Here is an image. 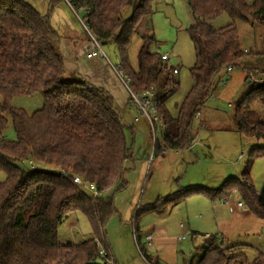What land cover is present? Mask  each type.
I'll return each instance as SVG.
<instances>
[{
	"label": "trees",
	"instance_id": "trees-1",
	"mask_svg": "<svg viewBox=\"0 0 264 264\" xmlns=\"http://www.w3.org/2000/svg\"><path fill=\"white\" fill-rule=\"evenodd\" d=\"M66 1L86 23L89 40L93 35L102 46L117 47L118 63L131 79L134 91L143 93L155 88L162 121L156 148L163 150L194 145L197 132L193 123L213 95L215 78L222 71L240 66L246 56L235 22L257 21L264 25V0H187L194 22L186 30L196 62L190 68L193 85L179 105L178 115L173 116L166 101L179 90V66L164 60V51L152 49V45L157 46L153 31L156 0ZM128 7L131 12L127 17L124 12ZM224 13L232 22L214 28L210 21ZM61 39L50 17L29 2L0 0V171L6 176L0 182V264H93L96 259L115 263L106 225L118 210L114 196L105 192L118 180L122 182L117 189L127 185L125 162L133 158L135 141L129 144L126 130L133 127L125 124L122 111L107 89L91 83L78 69L68 68ZM135 39L140 42L136 65L130 60ZM37 92L44 98L38 111L29 114L11 105L13 96ZM258 103L262 110L255 108ZM235 107L237 130L263 143L249 150V161L240 177L232 175L219 187L182 188L135 209L131 224L135 223L139 251L150 264L162 263L141 246L139 218L151 212L162 214L171 203L182 205L189 195L200 193L213 201L237 191L243 206L264 220V199L255 190L250 169L253 159L264 156V83L255 84ZM7 115L12 118L14 140L4 136ZM76 175L86 183L93 182L102 196L95 197L83 189L74 181ZM75 212L87 217L93 235L82 242H62L58 227ZM225 242L226 238L217 234L206 236L201 252L192 255L187 264H209L211 259L207 262V258L215 252L217 258L211 264H264V250L252 260L244 253L233 256V260L225 258V251L241 247H226ZM218 248L223 250L218 252Z\"/></svg>",
	"mask_w": 264,
	"mask_h": 264
},
{
	"label": "rangeland",
	"instance_id": "rangeland-1",
	"mask_svg": "<svg viewBox=\"0 0 264 264\" xmlns=\"http://www.w3.org/2000/svg\"><path fill=\"white\" fill-rule=\"evenodd\" d=\"M25 1L29 2L34 8L36 7L42 15L50 17L51 25L62 34L61 46L64 48L65 45H68L70 48L67 51V53L69 52L67 55L68 66L72 65L73 68L78 69L70 61L71 56L73 53L76 54L78 52V45L81 42L88 43V48L91 40H89L90 34L86 33L87 31L85 32V27L81 22L82 18L79 14H75L74 7L66 0H54V2L52 0ZM153 7V31L157 46L152 45V49L160 52L166 51L170 57V64L175 67L179 66V90L166 101V108L173 116H177L179 105L193 85L190 68L196 62L195 50L186 29L193 24L194 16L191 14L187 0H156L153 2ZM130 12L131 7H128L124 15L128 17ZM231 22V18L226 13L210 21L214 28L224 27ZM67 24L68 27L65 28ZM235 25L238 28L240 42L246 51V56L242 59L240 66L232 70L222 71L215 78L213 95L202 107L201 119L196 118L193 123L194 130L197 132L193 145L196 147L193 153L201 159L195 162L197 159L195 158L194 162L197 164L189 166V174L186 178L181 179L180 188L174 179H171V174L174 172L171 169L175 165L174 161H176L175 159L178 155L169 150H166L165 155L164 153L160 154L155 149L156 152L155 150L152 152L151 158H148L149 161L147 160V163L143 166L141 159L146 157V151L149 150V147L151 150L153 146L150 125H144L141 121L135 122L133 118L136 110L130 106L126 107L125 110L123 108L120 109L124 111L123 119L125 124L131 127L135 126L133 128L134 137L131 128L126 130V136L129 144L135 141L136 150L139 151V156L141 157L134 155V159L125 162L124 180L127 181V185L124 189H117L122 182L118 180L110 190L105 192L108 196H114L118 210L116 214L109 218L106 225V235L115 258V263L112 262V264H147L140 260V253L137 250L131 226L124 223L128 221L126 215L129 210H132L131 207L136 209L135 207L138 204L145 205L144 203L147 201L151 182L155 175H159V180L164 187L163 191L164 193L167 192V195L173 193L177 188L182 190V188H190L191 186L219 187L221 183L232 175L240 177L245 164L249 161V150L254 145L263 143L262 140L257 141L255 138L237 130L234 111L236 104L242 100L255 84L264 83V25L257 21L248 22L243 20H237ZM69 30L76 31L78 36H81L82 39L78 38L79 43L76 42V36ZM139 43L138 39H135L130 50V60L135 65L137 64ZM103 48L111 63L118 65L117 47L113 44H108L104 45ZM101 59L104 63L103 67L106 66L104 68L109 73H114L112 64L105 58ZM248 69L250 70L248 71ZM66 74L68 75V72ZM116 78L119 79L118 75ZM112 80L117 81L115 79ZM119 84L117 85L121 88L120 90L127 96V90L122 80ZM2 100L3 97L0 95V101ZM11 105L32 114L43 107L44 98L40 92L33 94L23 93L22 95L13 96ZM254 106L257 110L263 109L259 103ZM7 118L8 122L4 136L6 139L14 140L16 133L13 128L12 118L10 115H7ZM185 154L192 155V152L188 150L183 153V155ZM162 155L166 156L167 159L163 158ZM195 155L193 156L195 157ZM168 159H171V161ZM41 167L46 170L50 168L46 165H41ZM250 169L255 190L264 199V156L253 159ZM5 179V173L0 171V182ZM156 198L157 196L152 198L154 199L153 201ZM227 200L232 201L236 205L240 201L243 202L237 191L229 194ZM182 205L186 223L190 221L191 226L193 228L196 227L195 229H198L199 233L209 232L210 234L228 238V241L225 242L226 247L230 246V244L241 245L236 250L225 251L226 253H223L225 258L233 260V256L238 253H244L248 260H252L259 250H264V220L252 215L247 206H243L239 210L235 209L232 212L224 198L211 201L209 197L203 194H192L186 197ZM179 207L181 208V206ZM245 212L248 215L243 217ZM217 217L218 220L216 219ZM92 235L90 221L81 212L72 213L58 227V237L62 242H82L88 240ZM203 240V238L200 240L198 246L195 244L189 245V250L183 248L185 253L179 254V264H187L192 255L200 253ZM183 242H188V240H183ZM140 244L146 249V244L145 242L143 243L141 236ZM218 249V252L223 250L222 248ZM146 253L154 257L149 251ZM214 254L208 256L207 262L211 259L209 264L213 263L217 258V255ZM143 257L145 258L144 255ZM231 264L235 263L232 262Z\"/></svg>",
	"mask_w": 264,
	"mask_h": 264
},
{
	"label": "crops",
	"instance_id": "crops-1",
	"mask_svg": "<svg viewBox=\"0 0 264 264\" xmlns=\"http://www.w3.org/2000/svg\"><path fill=\"white\" fill-rule=\"evenodd\" d=\"M68 2V1H67ZM68 27V24L65 26V28ZM71 33H73L74 36H76V42H78V38L82 39L81 36H78V33H76V31L73 30H69ZM80 42V41H79ZM78 42V43H79ZM77 43V44H78ZM88 43H80L78 45V52L75 54L73 53L71 56V62L72 64L76 65L78 68V71L81 73V75L83 77H85L86 79H88L91 83L97 85V86H102L105 89H107L110 94H112L117 102V105L119 106V109L125 110L126 107L130 106L131 108H133L134 110L135 107L132 103V101L130 100L129 94L127 96H125V94L122 93V90H120L121 88H119V86L117 84L121 83V80L117 79V73H109V71L107 69H105L104 66L103 67V60L101 58H88L86 56V54L88 52H90L93 49V44L92 41L89 43V47L87 48ZM91 46V47H90ZM60 48L63 50V53L65 54L66 58L67 55L69 54V52L67 53V51L70 49L68 47V45H65V47L63 48V46H61L60 44ZM87 49V50H86ZM166 52V51H164ZM68 60V59H67ZM69 69H73V66L70 65L68 67ZM230 70V69H229ZM116 76V77H115ZM115 79L117 81H113L112 79ZM228 79V78H227ZM120 85V84H119ZM122 111V110H121ZM124 111H122L123 114ZM138 111L136 110V113L134 115L133 120L135 122H143L144 125H147V121L144 118H140L138 120H135V117L137 115ZM202 113V112H201ZM200 113V116L197 117L198 119H201L202 114ZM135 127V126H134ZM133 127V128H134ZM154 146H152L151 150L149 147V150L146 151V157L141 159L142 165L145 166V164L147 163L148 158H151V154L152 152L156 149L158 153L165 155L166 150L172 151L173 153L177 154L178 156H176V161L175 165L172 167L171 171H174L173 174H171V179H174V181L176 182V184L178 185V187L180 188V181L181 179H184L187 177V175L189 174V166L195 165L197 163L198 160H200L201 158L198 155H195L193 153V150L196 146H192L191 148H187V149H181L180 152H177L173 149H161V148H153ZM137 146H134L133 149V155H132V159H134V155H136V157H138L139 151L136 150ZM155 150V152H156ZM190 150L192 152L191 154H185L183 155V153L185 151ZM159 154V155H160ZM163 156V158L167 159L166 156ZM195 155V157L193 156ZM141 157V156H139ZM161 158V157H160ZM196 159V161L194 162V160ZM131 159V160H132ZM140 160V159H139ZM169 161H171V159H168ZM149 161V160H148ZM165 161V160H164ZM163 162V160H162ZM143 169V168H142ZM185 172V173H184ZM195 175V174H193ZM159 175H155L152 179V184L150 186V192L148 194L147 197V201L144 204H150L152 202H155L156 200L160 199V198H166L169 195H172L176 192L179 191V189L177 188V190H175L173 193L171 194H166L164 193L163 189V185L161 184V181L159 180ZM193 187V186H191ZM200 194V193H197ZM166 195V197H164ZM155 196H157V198L155 199V201H153L155 198ZM190 196V195H189ZM228 198L225 199V201H227V204H229V209L233 212V208L234 209H242V206H239L238 203L237 205L235 203H233L232 201H228ZM241 202V201H240ZM115 203V200H114ZM116 204V203H115ZM138 204V203H137ZM140 206V204H138L135 208L137 209ZM181 206V208L179 207ZM183 205H175V204H168L165 208L164 213L162 214H157L154 212H151L149 214H145L143 216H141L139 219V231L138 234L141 236V239L143 241V243L145 242L146 244V249L147 251H149V253L154 256L155 259H158L162 264H179V254L180 253H185V251L183 250V248L185 250H189V245H193L195 244L196 246H198L200 240L203 238H205L207 235H209V232H203V233H199L197 230L195 229L196 227H192L191 226V222L187 221L188 223H186V218H184V208L182 207ZM117 207V204H116ZM233 207V208H232ZM132 210L134 209L133 207H131ZM132 210H127V223H124L126 225L131 226L132 228V235H134V231H133V226L131 224V216H132ZM171 210V211H169ZM135 211V209H134ZM251 213V212H250ZM252 214V213H251ZM246 215H248L247 212H245V214L243 213V217H245ZM253 215V214H252ZM218 220V217L216 218ZM189 220V218H188ZM198 232L197 234L199 235V241L196 242L195 238L193 237L194 235H190L187 238H183V235L186 234V232ZM153 236V240H152V244H148L146 237L147 236ZM197 235V236H198ZM135 244L137 245V238L135 237ZM183 240H188V242H183ZM226 240L228 241V238H226ZM137 250L139 251L138 246ZM140 253V257L143 262L148 263V261L143 257V254L141 253V251H139Z\"/></svg>",
	"mask_w": 264,
	"mask_h": 264
},
{
	"label": "built area",
	"instance_id": "built-area-1",
	"mask_svg": "<svg viewBox=\"0 0 264 264\" xmlns=\"http://www.w3.org/2000/svg\"><path fill=\"white\" fill-rule=\"evenodd\" d=\"M75 14H79L78 11L75 10ZM81 22L83 23L84 27L87 29L86 23L81 19ZM88 31V29H87ZM89 32V31H88ZM92 44H93V49L86 54L88 58H105L111 63V60L109 59L106 51L104 50L103 46L101 45V42L96 40L94 36L92 35ZM162 58L166 61H170L169 54L167 52H164L162 54ZM112 64L113 70L115 73H117L119 79L122 80L123 85L125 86L127 93L129 94L130 100L132 101L135 109L138 111L135 120H138L140 118H144L148 125H150L151 128V134H152V141H153V148H156L158 145V138L159 134L162 130V121H161V116L159 115V111L157 109L158 104H159V97L158 93H156V90L154 87H151L148 89V91H145L143 93H139L134 91L131 88L132 82L131 79L124 73L120 65L118 64ZM174 72H177V69H174ZM197 117L200 116V113L196 115ZM177 152H180L181 149H174ZM74 181L79 184L83 189L88 190L93 196H102V192L96 188L95 184L92 182H85L83 178L79 175H76L73 177ZM239 206H243L241 202L238 203ZM133 228L135 226V223L132 224ZM191 234L190 232H186V234L183 235V238L189 237ZM209 236V235H207ZM195 241H199V235L194 236ZM146 240L148 244H152L153 236H147ZM104 253L103 251H101Z\"/></svg>",
	"mask_w": 264,
	"mask_h": 264
},
{
	"label": "water",
	"instance_id": "water-1",
	"mask_svg": "<svg viewBox=\"0 0 264 264\" xmlns=\"http://www.w3.org/2000/svg\"><path fill=\"white\" fill-rule=\"evenodd\" d=\"M93 264H105V262L101 259H96Z\"/></svg>",
	"mask_w": 264,
	"mask_h": 264
}]
</instances>
